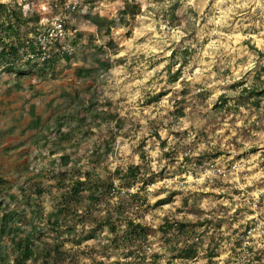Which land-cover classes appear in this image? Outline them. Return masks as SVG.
Wrapping results in <instances>:
<instances>
[{
  "label": "rangeland",
  "instance_id": "1",
  "mask_svg": "<svg viewBox=\"0 0 264 264\" xmlns=\"http://www.w3.org/2000/svg\"><path fill=\"white\" fill-rule=\"evenodd\" d=\"M126 1L13 2L25 14L39 13L37 37L48 52L53 43L73 53L45 73L27 62L26 46L18 61L23 76L0 58V199L17 212L19 235H36V258L27 264H41L59 242L51 264H264V94L257 106L242 91L264 92V0H179L178 17L171 15L174 0H130L140 4L139 14L103 34L86 17L118 20ZM59 24L65 35L55 37ZM24 31L18 42L36 36ZM75 37L72 51L67 38ZM98 58L111 66L99 68ZM80 67L93 75L78 76ZM223 98L226 105L217 107ZM137 164L154 181L127 187L117 171ZM89 171L114 187H103L97 202L84 191L78 213L71 210L58 232L62 239L48 213ZM118 209L125 210L120 218ZM110 214L118 224L133 218L151 234L129 247L108 227L81 244L65 231L73 224L83 236ZM166 222L188 223L189 232L164 234ZM12 241L1 242L9 264ZM191 244L196 257H174Z\"/></svg>",
  "mask_w": 264,
  "mask_h": 264
},
{
  "label": "trees",
  "instance_id": "2",
  "mask_svg": "<svg viewBox=\"0 0 264 264\" xmlns=\"http://www.w3.org/2000/svg\"><path fill=\"white\" fill-rule=\"evenodd\" d=\"M14 1L16 2V0H11V2H0V44L2 45V48H0V58L7 63V70L9 72H18L19 76H23L25 73H27V70L23 69L21 65H18V61L20 60L21 56L20 52L26 46L27 50H25V54H27V62L33 63L35 66H41L45 73L49 72V70L54 69V67L60 60L70 61L73 55L71 50L64 49L62 44H54V47L52 43V45H48L52 48L51 52H48L47 47H45L44 43L39 40L41 38L37 37V35H39L38 29L41 27L39 13L30 11L29 15L25 14L23 12L24 9L20 6H16V4L13 3ZM180 6V1L174 0L170 9L172 16L178 17L176 12ZM140 10L141 6L138 2H130V0H127L125 2L124 8L120 10V16L118 20L116 18L111 19L106 16L93 13L86 14V17L97 27L98 32L103 34L110 33L111 28L116 25L117 21L124 25L129 24V18L135 17L137 14H139ZM24 28H28V31H34L36 33V36H34L33 38L27 36L23 42H18V40L22 37V33L25 32ZM14 38H18L16 40L17 42H10V45H7L6 42L9 41V39ZM67 40H71L70 48H72L73 51L75 45H77L78 43L76 37L75 39L67 38ZM107 45L112 46L113 41L111 40ZM260 53L264 55V53ZM97 55L98 54H96V57ZM97 61L99 64V68L108 69L111 66L110 61L108 60H102L101 58H98ZM76 72L78 76L91 77L93 75L92 68L80 67L77 68ZM181 73V69L179 68L173 76V81L179 80V78L181 77ZM242 91L245 92L248 97L250 96L255 98V100H253L255 105H260L261 98L259 97L264 94L262 88L255 86L251 88H243ZM245 93H242V95H245ZM160 96L161 94H158L157 96H155V99H159ZM223 102L226 103L227 100L223 98L222 102H220L219 104L217 103V107H224L226 104ZM87 109L89 113H92L94 111H92V108H90V106H87ZM176 111L179 116L185 115V109L183 107L177 108ZM32 114L35 115L34 110L32 111ZM104 114L106 113L104 112ZM78 116L82 118L80 116V113H78ZM100 117L105 119V121H113V118H106V115H102ZM112 117L115 118V116ZM141 158L146 159V154L144 151L141 152ZM64 159L65 164H68L69 158L65 156ZM142 168L143 166L141 164H137L129 166L126 171L118 170V177L120 181H122V183L127 187H130L137 183H140L142 186H146L153 182L154 178L148 176L149 172L142 170ZM83 176H85V179L82 178ZM83 176H79V178H77V181H74L73 184H71V186L68 188V200L59 201L55 208L50 213H48V219L49 221H51L52 229L57 233L61 231L62 227L67 225V216L70 214L71 210L74 213H78L79 210H74V207H77V205L80 204V201L83 200L82 198H84V196L82 193L84 191H89V195L86 197L87 200H89L90 202H97L100 200L99 195L102 192L103 187L107 186L110 189L114 187L113 180H110L109 178H102L101 176H96L93 172H85ZM2 181L3 179H0V183ZM87 188L89 190H87ZM39 193L41 194L43 193V191L39 190ZM63 197L66 198L65 194H63ZM167 201L169 200L165 199L162 200L161 203H166ZM125 207L126 206H123L122 208ZM121 210L122 211H120V209L117 210V213L118 211H120L118 213L119 216H117L118 218H120V215L122 213L124 215L125 210ZM89 213L90 211L86 212L87 215ZM90 214L92 215V213ZM16 215L17 212H15L14 210L9 211L8 207H6L4 202L0 199V264H9L10 262V260L7 259V251H4L1 246V242L5 237L11 238L13 240L12 242L14 243L15 258L13 260V264H27L28 261L34 260L36 258L37 247L33 239L36 235H34L33 232L19 235V230L21 229V227H18L16 225ZM79 217H81V219L84 218L83 215H80ZM114 217L115 216L110 214L103 216L102 219L97 218L96 220L100 224H98L96 228L92 229L90 232H87L80 237L75 234L76 228L75 226H73V224L68 225L65 231L74 233V237H78L76 242L81 244L83 241L96 238L99 231H103L105 227H108V230L114 235L113 239L115 240V242L121 241L123 244L128 245L129 247L135 246L140 241L147 240L149 235L151 234L152 229L150 227L136 221L133 218L128 217V219H126L123 224H118ZM122 226L124 228L121 230ZM188 228L189 224L185 222H166V226L163 227L164 234H168L170 230L176 229L177 232L181 233L182 235H185L189 232ZM35 231H37L36 227ZM58 234L60 236V233ZM60 237H62L63 239L62 235ZM61 248L62 242H59L54 249L51 248L49 249V251H45L43 255L44 258L41 264H51L50 258L52 257V253L54 251H61ZM174 251L176 252V254H174V257H181L186 259H192L198 254L197 247L194 244L185 245L182 248H176Z\"/></svg>",
  "mask_w": 264,
  "mask_h": 264
},
{
  "label": "built area",
  "instance_id": "3",
  "mask_svg": "<svg viewBox=\"0 0 264 264\" xmlns=\"http://www.w3.org/2000/svg\"><path fill=\"white\" fill-rule=\"evenodd\" d=\"M58 27H59V32L56 33V36H55V37H58L57 35H60V34H61V36H62V35H65V34H64V29H63V24H59ZM53 37H54V36H53L52 33H51L49 38H50V39H54Z\"/></svg>",
  "mask_w": 264,
  "mask_h": 264
}]
</instances>
